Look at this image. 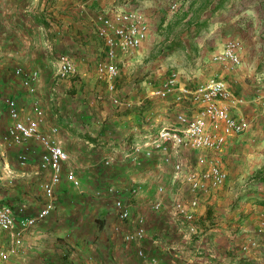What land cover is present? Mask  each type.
<instances>
[{
  "label": "crops",
  "instance_id": "crops-1",
  "mask_svg": "<svg viewBox=\"0 0 264 264\" xmlns=\"http://www.w3.org/2000/svg\"><path fill=\"white\" fill-rule=\"evenodd\" d=\"M46 1L37 6L25 0H0V90L2 96L16 100L22 120L31 116L32 102L39 103L44 112L42 130L59 128L56 139L68 160L54 187L55 205L49 216L25 230L19 240L12 232L0 233V252L7 253L2 264H141L139 251L157 264H264V234L257 227L259 214L264 213V181L251 182L243 190L210 191L199 200L194 222L178 217L172 200L188 201L190 195L186 185L175 181L162 153L154 150L151 157L141 156L136 162L129 155L134 146L150 143L161 128L176 126V115L189 114L190 109L175 105L172 97L161 101L149 96L164 77L157 83H148V77L136 84L125 80L134 97L124 99L123 87L117 88L120 72L114 91H109L96 74L95 41L102 42L94 30L80 28L89 25L87 17L79 15H88L87 11L77 13L76 0H61L54 7L56 14L45 8ZM213 5L218 8L208 28L207 38L214 47L211 59L222 50L225 38L234 35L241 40L242 65L230 72L211 63L212 76L231 79L242 88L241 97L252 98L259 79H264V0H213ZM132 53L121 57L119 71L124 60L127 66L132 64L127 62ZM62 55L69 56L75 67L65 77L58 75ZM17 68L38 72L33 93L22 87L14 74ZM246 78L251 79L249 84ZM98 88L104 89V108L98 112L94 105L88 110L85 103L101 98L95 95ZM1 99L0 204L23 206L25 217H31L46 202L43 184L51 172L39 168L43 151L37 141L3 143L11 121ZM248 104L233 114L254 120L257 116L249 113ZM23 153L27 161L21 165L17 158ZM183 161L195 164L194 159ZM68 171L78 187L66 179ZM110 187L121 189L120 199L130 213L127 221L117 217L114 198L107 193ZM132 188L137 192L130 194ZM157 202L159 209L153 207ZM140 216L144 238L129 243L124 236L134 231ZM250 240L256 247L244 253L241 248Z\"/></svg>",
  "mask_w": 264,
  "mask_h": 264
},
{
  "label": "built area",
  "instance_id": "built-area-1",
  "mask_svg": "<svg viewBox=\"0 0 264 264\" xmlns=\"http://www.w3.org/2000/svg\"><path fill=\"white\" fill-rule=\"evenodd\" d=\"M102 0H83L82 7L101 3ZM172 10L175 5H172ZM95 32L103 45L104 58L96 65L97 78L104 81L109 91H114V81L119 77L118 61L124 55L132 53L142 46L147 40L149 23L146 16L138 10L102 9L94 19ZM242 44L237 39L227 40L222 50L212 57V62L226 71L234 72L242 65ZM58 75L65 77L75 72L72 59L67 55L59 58ZM14 74L20 79L22 87L33 93V83L38 79L37 71H24L17 68ZM257 87L254 102L257 103L258 113L264 114V90ZM263 91V92H262ZM2 103L6 108L11 124L3 137L7 146L20 145L28 140H35L42 148L39 168L51 172L48 182L43 184L46 202L43 208L31 217H25L23 206L12 208L0 204V233L12 232L16 240L22 233L43 221L54 209V187L61 181L63 165L68 160L67 153L59 145L56 135L58 127L43 131L44 112L37 101L31 104V116L25 120L20 118V110L14 98L2 96ZM149 96L161 101L172 97L175 105L185 106L190 113L176 115V126L161 128L157 136L150 143L134 146L129 155L133 161H138L141 156L149 158L154 150L162 153V161L170 166L175 181H182L190 195L189 200L182 197L172 200V207L178 217L187 222H194L195 210L202 196L210 191L222 189L228 183V173L221 167L217 157L231 144L234 139L243 136L250 128L251 121L235 116L233 111L238 110L246 101L243 97L236 96L228 83L219 77H209L203 82L194 84L182 83L178 73L171 71L161 83L151 89ZM180 151L195 155V165L183 161ZM18 161L24 165L27 156L18 155ZM107 164V163H106ZM188 164V165H187ZM66 179L73 186L78 187L79 182L75 175L68 171ZM159 193L163 188L158 189ZM137 192L136 188L129 190L130 194ZM107 193L113 199V207L121 221L130 218L128 208L120 196L121 189L110 187ZM159 209L160 203L153 205ZM257 227L264 234V213L259 214ZM145 235L144 218L138 217L134 231L124 236L129 243H138ZM256 243L250 240L241 250L245 253ZM141 264H157L153 258L146 257L139 251ZM7 259V253L0 252V264Z\"/></svg>",
  "mask_w": 264,
  "mask_h": 264
},
{
  "label": "rangeland",
  "instance_id": "rangeland-1",
  "mask_svg": "<svg viewBox=\"0 0 264 264\" xmlns=\"http://www.w3.org/2000/svg\"><path fill=\"white\" fill-rule=\"evenodd\" d=\"M27 1L25 0L27 4L30 3L29 5H41V0H30L29 3ZM60 1L47 0L43 4L45 8L48 6L47 9L52 8L57 14L58 12L54 7ZM82 1L76 0L78 3V6H75L76 12L80 13L86 10L89 16L85 13L79 15L81 19L87 17L89 25L82 26L80 24V28L87 27L88 30H94L95 35V16L104 8L138 10L148 20L147 40L129 56L127 62L132 64L127 66L124 60L125 65L120 71L121 80L120 85L117 84V88L120 90L123 87L124 99H132L133 96L130 89L131 85L124 84L127 79L130 80L131 84H136V82L140 83L148 77L147 82L157 83L163 77L166 78L171 71L178 73L181 82L185 84L203 82L209 76L212 77L213 62L211 55L214 52V47L209 44L211 37H207L209 36L208 28L211 24V18H213L212 14L218 8L213 5V0L211 2H209L210 0H102L101 3L89 7H82ZM172 5H175L174 10L171 9ZM65 11L66 13L71 12L70 9ZM231 39H237L241 42L239 38L232 35L226 37L224 43ZM95 42L97 53H99L96 61H101L104 58L102 54L103 45ZM85 43L81 41V45ZM118 62L121 64V58ZM249 81L251 79L246 78V84H249ZM227 82L232 92L241 97L239 92L242 88L237 83H232L231 79ZM258 84L264 86V79H259ZM103 90L101 88L94 90L97 99L99 95L101 98L97 100L99 102L85 103L88 110L94 105H97L98 112L104 108L102 102L105 100V93ZM254 90L257 91V87ZM260 90H264V88L260 87ZM145 93L144 90L143 95ZM139 95L140 93L137 92V96ZM256 96L254 95L252 98L244 96V98L246 103H249V113L257 116V118L250 120L249 130L238 140L232 141L217 157L221 167L228 173V183L222 190H243L251 182L264 181V114L258 113L257 103L254 102ZM181 157L195 160V155L190 152H186Z\"/></svg>",
  "mask_w": 264,
  "mask_h": 264
},
{
  "label": "trees",
  "instance_id": "trees-1",
  "mask_svg": "<svg viewBox=\"0 0 264 264\" xmlns=\"http://www.w3.org/2000/svg\"><path fill=\"white\" fill-rule=\"evenodd\" d=\"M263 180H264V178H263Z\"/></svg>",
  "mask_w": 264,
  "mask_h": 264
}]
</instances>
